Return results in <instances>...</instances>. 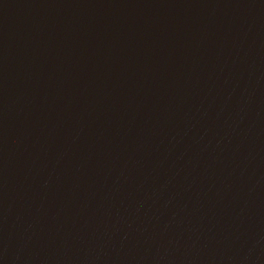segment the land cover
<instances>
[{
  "label": "water",
  "instance_id": "1",
  "mask_svg": "<svg viewBox=\"0 0 264 264\" xmlns=\"http://www.w3.org/2000/svg\"><path fill=\"white\" fill-rule=\"evenodd\" d=\"M0 264H264V0H0Z\"/></svg>",
  "mask_w": 264,
  "mask_h": 264
}]
</instances>
